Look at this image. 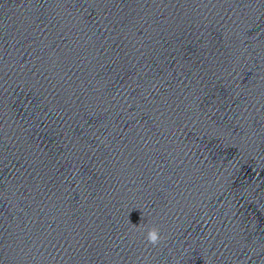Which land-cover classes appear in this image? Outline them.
Masks as SVG:
<instances>
[{
	"label": "clouds",
	"instance_id": "9594fccd",
	"mask_svg": "<svg viewBox=\"0 0 264 264\" xmlns=\"http://www.w3.org/2000/svg\"><path fill=\"white\" fill-rule=\"evenodd\" d=\"M145 239L148 244L155 247L160 244V242L164 240L165 237L161 235L160 229L158 227L152 226L147 228Z\"/></svg>",
	"mask_w": 264,
	"mask_h": 264
}]
</instances>
